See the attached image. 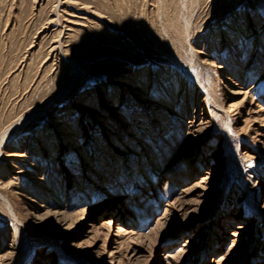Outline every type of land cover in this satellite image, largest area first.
<instances>
[{
    "label": "rangeland",
    "instance_id": "1",
    "mask_svg": "<svg viewBox=\"0 0 264 264\" xmlns=\"http://www.w3.org/2000/svg\"><path fill=\"white\" fill-rule=\"evenodd\" d=\"M0 192V264H264V0H0Z\"/></svg>",
    "mask_w": 264,
    "mask_h": 264
},
{
    "label": "bare ground",
    "instance_id": "2",
    "mask_svg": "<svg viewBox=\"0 0 264 264\" xmlns=\"http://www.w3.org/2000/svg\"><path fill=\"white\" fill-rule=\"evenodd\" d=\"M186 25H187V24H186ZM186 28H188V27H186ZM75 69H76V68H75ZM22 118H23V117H22ZM19 119H20V118H19ZM19 123H20V122H19ZM14 124H15V123H14ZM16 126H17V125H16ZM6 129H7V128H6ZM8 131H9V129L7 130V132H8ZM7 132H5V130H4V133H2V137H1V140H2V141H1V143L5 142V140H6V133H7ZM7 137H8V136H7ZM0 195H1L2 198L4 199V202H5L6 204H8L7 201H6V198H7V197L5 198V196H3L1 192H0ZM4 202H3V203H4ZM6 204H5V205H6ZM10 204H11V203H10ZM10 204H9V205H10ZM11 212H12V211H11Z\"/></svg>",
    "mask_w": 264,
    "mask_h": 264
}]
</instances>
